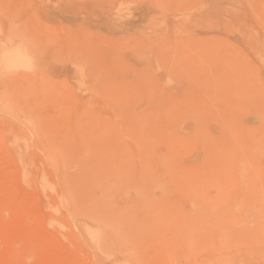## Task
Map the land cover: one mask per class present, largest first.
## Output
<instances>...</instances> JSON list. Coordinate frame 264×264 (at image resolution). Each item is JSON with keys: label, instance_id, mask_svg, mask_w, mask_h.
<instances>
[{"label": "rangeland", "instance_id": "374dc122", "mask_svg": "<svg viewBox=\"0 0 264 264\" xmlns=\"http://www.w3.org/2000/svg\"><path fill=\"white\" fill-rule=\"evenodd\" d=\"M0 264H264V0H0Z\"/></svg>", "mask_w": 264, "mask_h": 264}, {"label": "bare ground", "instance_id": "6f19581e", "mask_svg": "<svg viewBox=\"0 0 264 264\" xmlns=\"http://www.w3.org/2000/svg\"><path fill=\"white\" fill-rule=\"evenodd\" d=\"M253 151V150H252ZM256 152V151H255ZM253 154V153H252ZM243 158V157H242ZM244 158H245V156H244ZM243 158V159H244ZM157 159V158H156ZM241 159V158H240ZM203 160H205L204 158H203ZM203 164V163H202ZM168 181H170L171 182V180L170 179H168ZM159 187L156 185V187L153 189L154 191L156 190V189H158ZM159 191V190H158ZM155 193V192H154ZM175 193V192H174ZM177 208V207H176ZM146 209V217L148 216V215H150V213H151V211L153 212V210L152 209H150V208H145ZM188 217H191V220H194L195 219V213H192V214H190V215H188ZM151 221V219H146L145 220V226H146V228L150 225V223H152V222H150ZM90 236H91V238L92 239H94V240H99V237H98V235L97 234H89Z\"/></svg>", "mask_w": 264, "mask_h": 264}]
</instances>
